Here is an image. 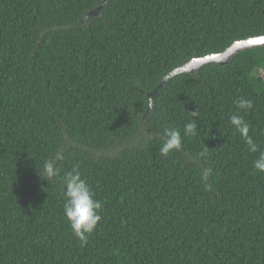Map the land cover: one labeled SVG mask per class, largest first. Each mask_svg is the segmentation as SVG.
Instances as JSON below:
<instances>
[{
	"label": "trees",
	"instance_id": "trees-1",
	"mask_svg": "<svg viewBox=\"0 0 264 264\" xmlns=\"http://www.w3.org/2000/svg\"><path fill=\"white\" fill-rule=\"evenodd\" d=\"M104 2L0 0V264H264V47L164 82L264 36V0ZM166 128L182 144L161 156ZM74 168L102 202L87 244L64 215Z\"/></svg>",
	"mask_w": 264,
	"mask_h": 264
},
{
	"label": "clouds",
	"instance_id": "clouds-1",
	"mask_svg": "<svg viewBox=\"0 0 264 264\" xmlns=\"http://www.w3.org/2000/svg\"><path fill=\"white\" fill-rule=\"evenodd\" d=\"M238 109H252L253 103L251 100L239 99L237 101ZM193 117L198 114L194 111L191 112ZM230 123L234 126L235 130L241 135L245 143L249 146V151L257 152V145L253 138L249 135L250 126L244 120L242 115L233 114L230 117ZM197 124L195 122H188L184 126V135H196ZM165 140L159 149L158 155L166 156L170 151L179 150L182 144V136L176 128H166L164 130ZM207 147L205 146V152ZM205 153L202 152L201 155ZM48 159L44 162L42 171L39 172L45 179L50 181L59 174V169L56 167V159ZM254 168L260 172H264V153L254 161ZM211 169H204L202 179L207 181ZM63 194L66 198L64 204V215L69 222V226L74 235L81 241L82 244H87L88 235L91 234L102 220L99 214L102 211V202L94 198V192L90 188L85 179L82 178L79 170L74 168L71 172L67 173L63 181Z\"/></svg>",
	"mask_w": 264,
	"mask_h": 264
},
{
	"label": "water",
	"instance_id": "water-1",
	"mask_svg": "<svg viewBox=\"0 0 264 264\" xmlns=\"http://www.w3.org/2000/svg\"><path fill=\"white\" fill-rule=\"evenodd\" d=\"M108 0H105L104 3H106ZM102 8L98 9V11L91 13V15H97L99 11H101ZM264 47V36L261 37H254L250 38L248 40L238 41L233 46H231L228 50L221 54L211 55L207 56L205 58L201 59H195L185 67L178 69L177 71L173 72L170 76H168L164 82H167L169 79H172L174 77H177L180 74H186V73H195L197 72L201 67L210 64L215 63L220 66H226L229 64V62L236 57L238 54L247 51L252 50L255 48ZM163 84H161L160 87H162Z\"/></svg>",
	"mask_w": 264,
	"mask_h": 264
}]
</instances>
